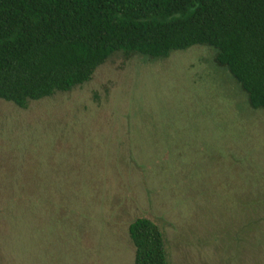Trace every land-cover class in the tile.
Masks as SVG:
<instances>
[{"label": "rangeland", "instance_id": "obj_1", "mask_svg": "<svg viewBox=\"0 0 264 264\" xmlns=\"http://www.w3.org/2000/svg\"><path fill=\"white\" fill-rule=\"evenodd\" d=\"M212 53H115L69 93L0 100V194H39L0 214V264H132L136 218L158 226L167 264H246L236 241L248 194L264 193V111Z\"/></svg>", "mask_w": 264, "mask_h": 264}, {"label": "trees", "instance_id": "obj_2", "mask_svg": "<svg viewBox=\"0 0 264 264\" xmlns=\"http://www.w3.org/2000/svg\"><path fill=\"white\" fill-rule=\"evenodd\" d=\"M192 46L211 49L249 108L264 111V0H0V100L26 109L88 82L115 53L161 60ZM38 196L0 194V214L32 211ZM242 214L247 236L236 242L246 264H264V193L248 194ZM126 232L132 264H167L155 223L136 218Z\"/></svg>", "mask_w": 264, "mask_h": 264}]
</instances>
